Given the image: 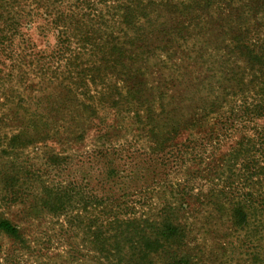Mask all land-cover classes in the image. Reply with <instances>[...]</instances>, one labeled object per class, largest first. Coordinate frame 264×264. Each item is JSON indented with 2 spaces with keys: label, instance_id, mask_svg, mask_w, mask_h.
I'll list each match as a JSON object with an SVG mask.
<instances>
[{
  "label": "trees",
  "instance_id": "obj_1",
  "mask_svg": "<svg viewBox=\"0 0 264 264\" xmlns=\"http://www.w3.org/2000/svg\"><path fill=\"white\" fill-rule=\"evenodd\" d=\"M163 130L207 189L138 214L116 137ZM74 162L97 186L49 180ZM38 213L82 228L86 264H264V0H0V238L29 248Z\"/></svg>",
  "mask_w": 264,
  "mask_h": 264
},
{
  "label": "rangeland",
  "instance_id": "obj_2",
  "mask_svg": "<svg viewBox=\"0 0 264 264\" xmlns=\"http://www.w3.org/2000/svg\"><path fill=\"white\" fill-rule=\"evenodd\" d=\"M29 35L37 46L43 47L45 43L37 36L36 31L31 30ZM164 123L167 124L168 121ZM183 141L184 136L172 138L165 130L150 142L133 138L131 133L121 131L116 137L117 153L113 157L119 173L113 189L114 194L122 195L124 201L134 205L138 209L136 212L141 214L149 205L154 208L178 200L181 184H188L193 193L199 190L205 192L207 185L198 181L188 182L189 179L185 178V173L193 166L184 167L188 161L184 165L181 164L178 144ZM161 146L162 148L158 149ZM225 148L223 147V150ZM24 155H28L24 159L36 165L42 157V152L27 150ZM80 163L86 164L84 159ZM78 164L74 162L70 168L72 171L64 173L50 169L49 174L47 173L49 180L64 182L73 179L83 185V179H87L95 186L97 168L90 165L91 175L83 177L88 167ZM141 207L144 209H140ZM14 212L15 210H11L6 214L16 222L18 220ZM74 226L75 224H69L68 221L63 225L62 217L55 218L38 213L29 224L22 226L21 232L29 248L21 249L18 245L0 238V264H86L82 228L79 225L75 228ZM225 234L228 236L225 239L212 240L211 245L215 252H219L220 243L226 245L225 255L228 257H237L239 253L246 252L247 248L245 249L239 240L230 238V231H225Z\"/></svg>",
  "mask_w": 264,
  "mask_h": 264
}]
</instances>
